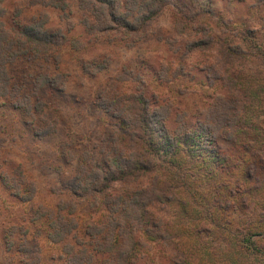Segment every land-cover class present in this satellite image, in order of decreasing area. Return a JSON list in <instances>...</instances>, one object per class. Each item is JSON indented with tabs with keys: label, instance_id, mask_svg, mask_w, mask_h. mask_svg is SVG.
Segmentation results:
<instances>
[{
	"label": "rangeland",
	"instance_id": "1",
	"mask_svg": "<svg viewBox=\"0 0 264 264\" xmlns=\"http://www.w3.org/2000/svg\"><path fill=\"white\" fill-rule=\"evenodd\" d=\"M169 2L144 33L98 38L103 17L78 0L2 3L3 49L26 46L15 33L27 26L43 27L53 42L8 64L9 85L0 79V264H114L119 252L108 238L133 232L139 264H172L173 250L147 238L146 227L156 235L140 212L116 214L137 178L101 191L90 184L92 160L103 168L108 154L128 150L121 128L144 100L151 166L186 207L182 216L175 203L170 213L156 210L153 221L171 223L195 250L187 264H264V0ZM117 3L141 18L134 0ZM232 101L246 108L236 138L226 128ZM181 122L188 136L201 134L199 147L171 159L173 147L160 141ZM210 217L215 233L198 235ZM240 231L261 233L252 238L259 253L241 247Z\"/></svg>",
	"mask_w": 264,
	"mask_h": 264
},
{
	"label": "trees",
	"instance_id": "2",
	"mask_svg": "<svg viewBox=\"0 0 264 264\" xmlns=\"http://www.w3.org/2000/svg\"><path fill=\"white\" fill-rule=\"evenodd\" d=\"M5 0H0V79H2L6 85H9L12 81V77L10 75L8 64L14 63L19 56L29 55L31 51H34L35 43L41 42L43 46H48L49 43L53 42L51 39L53 36L48 34L46 30L41 28H34L31 26L24 27L22 30H18L15 33L18 39L25 38L26 46H21L18 50H14L12 46L8 49H3V43L6 41V30L2 25L1 17H2V3ZM82 4H84L88 9H93L100 15L102 20H100V28L95 30V32L100 33L98 37H101V34H106L107 32H116V33H144V29L147 27V23L150 22L154 17H157L168 5L170 0H134L133 9L138 8V15L141 16L139 19H136L137 16L126 15L122 12L121 6L117 3V0H78ZM140 13V14H139ZM2 30H5L3 35H1ZM144 35V34H143ZM57 39L55 40V42ZM203 42L199 41L193 44H190V47H200ZM32 45V46H31ZM195 48V49H197ZM2 49V50H1ZM219 55H221V48ZM219 51V50H218ZM53 81V80H52ZM46 85H51V80L49 77H45ZM145 103V108H142L141 115L138 112L133 111L136 118L133 120H126L124 122V128L122 133L126 136L128 142V150L127 148L122 149L118 152H112L108 154V164L104 165V167H100V164L95 160H92L90 163L92 171L94 174L91 178V187L93 191H101L98 190V186L106 188V185H110V183L114 182H125L127 177H135L137 180L135 181L139 187L134 188L133 191L129 192V195L126 199L119 198L116 202L119 205L120 209L116 210V214L118 216H122L121 214H126L129 209H136L140 212L139 222L140 225L150 224V228L155 232L156 236H151L149 233V229L145 228V233L147 238H153L162 240L166 243V247L171 248L174 252V261H171L172 264H187L190 258H193V254H195V250L192 253L187 248L186 244L183 242V237L181 235L176 234V229H174L171 223L165 222L162 218H155L154 221L152 219L153 214H155L156 210H164L167 213L171 212V205L175 203L180 209L177 210L179 216L185 215L186 207L184 206V202L181 200H176L177 190L174 186L170 184L163 185L159 179L160 173H157L158 170H154L151 166L150 154L152 153L149 148H146L144 135L146 133V129L148 128L145 125L144 114L148 112L149 106L146 107V101H142ZM229 110L233 117V120L229 121L226 125V128H230L232 131L231 138L238 137L239 131L241 129L242 119L240 118L244 116L246 112L245 104H240L237 101H232L231 105H229ZM235 117H234V114ZM237 113V114H236ZM134 116V117H135ZM165 122V120H164ZM209 123V122H208ZM147 127V128H146ZM146 128V129H145ZM182 130L180 132H175V137L170 138L169 134L165 132V138H163V142L161 139V143H164L168 147H173L171 151L167 150V154H170V158L174 159L175 154L181 147H185V151H187L190 157L194 154L193 152L198 149V141L200 140L201 134L196 132H192V136H188L187 131L188 127L185 122H181ZM209 130V128L207 129ZM211 132V130H209ZM124 138V137H123ZM125 140V138H124ZM160 140V139H159ZM159 140L157 142L160 144ZM153 141V139H152ZM248 141L254 142L256 141L253 137L248 136ZM264 154V142L259 148ZM110 155V157H109ZM194 156V155H193ZM215 161L213 159L206 160L207 166H214ZM213 164V165H212ZM207 168V167H206ZM212 170V168H207V170ZM90 175L86 177L88 179ZM158 179V181L156 180ZM162 185H161V184ZM79 187V184H78ZM104 189V188H103ZM106 190V189H105ZM130 197V198H129ZM208 220L212 223L214 228H217L215 224V220L213 218L202 219L204 227H202L198 235H207L211 236L213 230H215L212 226H208ZM263 222V221H262ZM209 223V222H208ZM228 223V222H227ZM230 223V222H229ZM117 225L122 227V223L118 222ZM142 226V227H145ZM213 229V230H212ZM224 231V230H223ZM124 235V232L123 234ZM240 235H243L242 239H239V243L246 246L247 250L257 252V244L255 241H252L254 236H261L256 232L254 233H245L240 231ZM110 242L108 243L109 248L112 250L118 251V259L117 262L115 260L114 264H119L123 262V264H139L138 257L136 258V245H139L136 234L133 232L128 234V237L122 238L121 235L117 237H109ZM225 239V238H224ZM238 240V239H237ZM122 246L123 251H120L116 248V246ZM259 253V252H257ZM264 256V252L259 253ZM188 260V261H187Z\"/></svg>",
	"mask_w": 264,
	"mask_h": 264
}]
</instances>
